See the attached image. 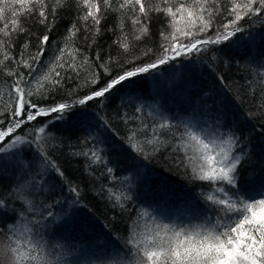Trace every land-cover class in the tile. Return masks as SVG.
<instances>
[{"label":"trees","instance_id":"trees-1","mask_svg":"<svg viewBox=\"0 0 264 264\" xmlns=\"http://www.w3.org/2000/svg\"><path fill=\"white\" fill-rule=\"evenodd\" d=\"M78 15L75 0H69L68 6L59 11L43 63L61 46V38ZM10 19L0 21V26ZM19 23L26 32L13 34V54L19 53L26 39L29 51L35 52V37L43 35L45 27L35 18L21 17ZM117 23V14L108 13L101 22V34L96 37L95 45L85 48L90 56L99 48L105 58L114 57L113 75L119 73V65L125 59L132 56L139 58L137 62L147 59L141 56L142 51L148 47L158 50L161 30L171 31L166 17L154 15L149 35L137 41L133 39L131 21L125 18V31L131 45L130 52L125 53L113 44L120 36ZM245 27L247 32L243 39L237 37L231 44L212 46L209 51L191 58L178 57L116 86L103 101L98 98L83 106L76 105L66 120L48 129L50 135L44 146L64 177L58 178L53 172L43 179L37 178V186L32 187L35 171L22 177L20 171L13 170L15 159L7 156L0 159V190L12 186V191L16 192V186L23 185L19 199H9L4 209L7 214H0V228L12 224L18 229L40 227L41 235L37 239L42 238L50 249L59 246L66 264H114L117 259H124L122 246L129 236V225L134 220L141 224L148 220V217L141 219L143 211L165 223H198L205 215L214 216L208 210L205 197L218 185L210 186L208 181L195 179L191 167H186L187 161L181 162L182 155L174 150L172 132L175 129L157 128L162 141L159 151L145 145L144 155H141L129 148L126 138L132 131L137 132V140L143 144L145 138H153V126L162 122V116L176 125L182 120H191L201 126L208 122L209 127L221 117L219 123L224 127L218 131L236 130L249 157L241 179L245 183L264 179V112L259 108L264 104V27L260 24H245ZM83 36L81 31L78 46H84ZM11 66L9 62L8 67ZM100 71V83L95 88L103 86L110 78ZM5 81L10 78L0 73V91L7 90ZM76 83L69 81L64 89L75 87ZM95 88L81 87L72 97L64 89H57L42 105L71 102ZM6 103L7 97L0 99V110ZM55 115L38 118L20 134L32 139L34 129ZM90 149L99 151L103 160L92 163L89 157L75 154ZM107 168H113L114 172L107 173ZM45 180L47 183H43ZM42 183L43 189H40ZM74 188L78 191H73ZM114 195L121 196L123 209L116 204ZM27 200H31L33 206H29ZM42 206H52L55 215L42 220L41 211L47 216ZM33 221L39 224L34 225Z\"/></svg>","mask_w":264,"mask_h":264},{"label":"snow or ice","instance_id":"snow-or-ice-1","mask_svg":"<svg viewBox=\"0 0 264 264\" xmlns=\"http://www.w3.org/2000/svg\"><path fill=\"white\" fill-rule=\"evenodd\" d=\"M68 3L69 0H0V21L11 17L0 26V73L10 78L5 81L7 90L0 91V99L7 97V103L0 110V159L5 156L15 159L13 170L20 171L22 177L35 171L32 187L37 186V178L43 179L53 172L58 178L64 177V172L44 146L50 135L48 129L66 120L76 105L83 106L98 98L103 101L116 86L178 57L191 58L209 51L212 46L231 44L237 37L243 39L247 32L245 24L264 27V0H75L77 20L69 25L61 38V46L47 63H43L58 13ZM108 13L117 14L120 36L113 44L125 53L131 49L125 18L131 21L133 39L137 41L149 35L154 15L166 17L171 31L161 30L158 50L148 47L142 51L141 56L147 59L140 62L136 56L125 59L119 65V73L113 75L114 57L105 58L99 48L91 56L85 51L95 45L96 37L101 34V22ZM21 17L35 18L46 31L35 37V52L29 51L26 39L19 53L14 55L13 34L26 32L19 23ZM81 31L84 33L83 47L78 46L77 39ZM249 39H252L250 34ZM9 62L11 67H8ZM100 70L110 78L103 86L95 88L100 83ZM69 81H76V86L64 89ZM88 86L95 90L71 102L64 100L42 105V101L57 89H64L72 97L79 88ZM259 108L264 112V104ZM53 113L55 117L34 129L32 139L20 134L38 118ZM161 118L162 122L153 126V138H145L143 144L138 142L137 132L132 131L126 138L129 148L141 155H144L145 145L159 151L162 141L157 128L175 129L172 132L174 150L182 155L181 162L187 161L186 167H191L195 179L208 181L210 186L218 185L205 197L208 210L214 216L205 215L198 223H165L143 211L141 219L148 217V220L143 224L134 220L129 225V236L122 246L124 259H117L114 264H264V179H251L247 183L241 179L249 158L245 146L241 145V137L234 129L218 131L224 127L219 123L221 117H217L211 127L208 122L201 126L198 122L182 120L176 125L167 117ZM75 154L89 157L92 163L103 160L95 149ZM106 171L111 174L114 169ZM16 187V192L12 191V186L0 190V214H7L4 209L9 199H19L23 185ZM107 191L111 194L110 189ZM121 199L114 195L116 204L123 209ZM26 203L33 206L31 200ZM42 207L47 212V216L44 211L39 213L42 220L55 215L52 206ZM40 235V227L18 229L12 224L0 228V264H66L60 247L50 249L42 238L37 239Z\"/></svg>","mask_w":264,"mask_h":264},{"label":"rangeland","instance_id":"rangeland-1","mask_svg":"<svg viewBox=\"0 0 264 264\" xmlns=\"http://www.w3.org/2000/svg\"><path fill=\"white\" fill-rule=\"evenodd\" d=\"M191 121V120H190Z\"/></svg>","mask_w":264,"mask_h":264}]
</instances>
